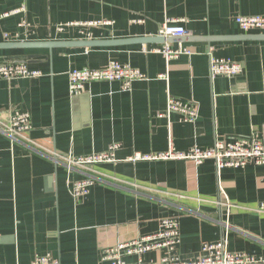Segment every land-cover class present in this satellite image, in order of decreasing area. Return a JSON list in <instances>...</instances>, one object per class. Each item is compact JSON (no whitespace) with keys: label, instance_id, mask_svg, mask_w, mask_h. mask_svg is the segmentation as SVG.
Segmentation results:
<instances>
[{"label":"crops","instance_id":"1","mask_svg":"<svg viewBox=\"0 0 264 264\" xmlns=\"http://www.w3.org/2000/svg\"><path fill=\"white\" fill-rule=\"evenodd\" d=\"M2 13L11 14L0 20V65L22 62L41 76L0 79V117L28 113V136L43 150L0 136V264L44 256L109 264L104 251L158 232L159 220L171 216L178 217L182 260L226 236L229 251L264 264V164L218 170L213 160L127 161L235 138L264 142V30L243 32L235 23L264 15V0H0ZM167 20L187 35L158 36ZM165 45L188 53L166 60L154 52ZM210 55L240 64L242 73L212 78ZM111 62L145 78L129 90L95 82L69 95V71ZM170 97L195 105L196 121L166 113ZM113 144L118 162L96 166L91 174L99 180L74 198L72 183L88 175L67 173L54 155L104 153Z\"/></svg>","mask_w":264,"mask_h":264},{"label":"built area","instance_id":"2","mask_svg":"<svg viewBox=\"0 0 264 264\" xmlns=\"http://www.w3.org/2000/svg\"><path fill=\"white\" fill-rule=\"evenodd\" d=\"M11 13L0 14V20L6 18ZM177 20H167L158 29V36L166 39L170 37H184L186 30L177 25ZM235 23L243 32H262L264 30V15L258 16H237ZM96 24V23H95ZM58 31L63 30V26L57 27ZM4 37H8L5 34ZM154 52L161 53L166 60H171L188 51L182 47L171 49L165 45L160 50ZM242 66L238 63L224 59H216L209 56L210 76H224L233 78L242 73ZM41 76L38 71L30 70L25 63L13 62L0 65V79L13 80L18 78H36ZM144 75L127 65H120L111 62L101 69H73L68 73V93L71 96L81 95L85 92L86 85L95 82H120L124 90H129L134 81L144 79ZM160 79L166 78L160 75ZM166 113L179 115L184 123H194L197 119V107L190 102H182L173 97L167 100ZM31 130L30 117L26 112L14 111L7 117H0V136L12 142H19L35 147L29 138ZM119 146L111 145L104 153L91 154L82 157H62L54 155L57 163H62L67 173L76 171L88 176L82 180L72 183L71 195L78 199L88 193V189L99 180L95 173V167L104 164H116V152ZM42 153V152H40ZM165 160H189L199 165L206 160H213L218 170L222 168H243L247 164H264V142L257 137L235 138L229 141H217L209 149L191 147L186 152L167 151L153 155L134 154L127 161H165ZM259 211L264 213V203L259 207ZM227 227V226H225ZM180 243L178 217H166L159 220L158 232L140 237L119 244L118 246L107 249L102 254V260L109 264H129L123 260L124 256L137 257L135 264H253L258 260L243 252H231L228 249L226 236L217 243H203L200 249V256L196 259L182 260L176 254V248ZM164 252V256L156 261L143 262L142 258L148 253ZM31 264H58L48 256L36 257Z\"/></svg>","mask_w":264,"mask_h":264},{"label":"water","instance_id":"3","mask_svg":"<svg viewBox=\"0 0 264 264\" xmlns=\"http://www.w3.org/2000/svg\"><path fill=\"white\" fill-rule=\"evenodd\" d=\"M259 39H264V36H261V37H259ZM102 44H104V43H102ZM109 44H112V45H114L113 43H109ZM116 44V43H115ZM86 46H92V45H100V44H96V43H86L85 44Z\"/></svg>","mask_w":264,"mask_h":264}]
</instances>
